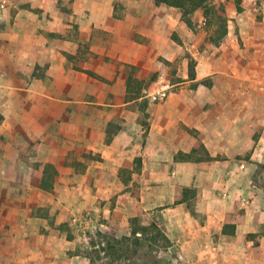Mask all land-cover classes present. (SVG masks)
<instances>
[{
	"label": "crops",
	"instance_id": "0c3cea01",
	"mask_svg": "<svg viewBox=\"0 0 264 264\" xmlns=\"http://www.w3.org/2000/svg\"><path fill=\"white\" fill-rule=\"evenodd\" d=\"M24 1L0 18V264H90L71 223L86 213L118 235L155 223L180 264H264V22L242 12V40L200 50L179 8L153 0L124 18L114 0ZM188 53L205 64L195 79L126 99L132 65L187 67ZM200 144L208 157L176 158Z\"/></svg>",
	"mask_w": 264,
	"mask_h": 264
},
{
	"label": "rangeland",
	"instance_id": "374dc122",
	"mask_svg": "<svg viewBox=\"0 0 264 264\" xmlns=\"http://www.w3.org/2000/svg\"><path fill=\"white\" fill-rule=\"evenodd\" d=\"M132 0H114V5H115V16L118 18H124L126 15V11H128L130 9V7H132V2H130ZM211 3V6H214L216 8H210V15L209 17H205V15L203 14L202 10H196L194 11L191 15L190 18L192 19L194 26L193 28H190L192 31H194L197 36L194 38L195 41H198L201 39V42H198V48L200 50H203L206 48L207 44H211L205 41L206 37L210 36V35H215L216 32H218V29L221 27V22L220 19L218 18L217 15H222V9L220 8L221 6L224 7L225 9V15L227 16V28H228V33H229V29H231V34L225 36V38L221 41V43L216 44V45H222L224 44V42H226L229 38H238L240 40V32H239V25L237 24V20H239V14L243 12V18L244 21L246 23H255V22H264V0H251V3L249 5L248 2V11L247 13H244V8H243V4L246 3V0H209ZM25 1L24 0H9V7L8 9L11 10L10 12L8 11V9L6 10V12L8 13V18L7 21L10 20L12 21V17L14 15V11L18 10L19 7H23L25 6ZM213 4V5H212ZM241 5L243 10L239 11L238 10V6ZM180 13H182V20H184L183 18V11L181 9H179ZM87 14H80V20L85 19L87 16ZM5 15L3 13V17L4 18ZM76 20V19H75ZM2 21V20H0ZM184 22H186L184 20ZM236 23V25H235ZM0 25H2L0 23ZM235 25V26H234ZM78 29V28H77ZM220 30V29H219ZM75 30L74 28H71V33H73ZM174 39L179 38L178 35L176 33L173 34ZM261 38L262 35L257 36V38ZM111 39V36L109 33H106L104 31L101 32V40L103 41H107L109 43V40ZM203 39V40H202ZM84 46H82L84 50V53H82L81 57H80V62L84 61L85 59H88V53L89 50L88 49V45L87 44H83ZM232 49V48H231ZM186 57L188 58V62H187V67H186V62L184 59V57L182 56L181 59L179 58L176 62L174 63H168L166 62V60L162 59L163 65L161 68L157 69L154 68L153 70H150L148 74L146 73H140V70L134 71V73H138V75L140 76L141 74L144 75V77L142 78L144 80L143 83V88L142 91L140 93L141 96L144 95H150L149 98H152L153 101L155 102H160L162 100H164L167 97V88L166 90H162L163 92H157V93H153L154 89L158 86V85H162V84H168L169 81L170 82H175L176 79L180 80L181 78L176 77V72H183L186 71L189 73V64L193 63L195 66V70L196 69H200V71L204 72L205 71V64L203 62V60H195V58H193L189 53L186 54ZM233 59H236V55H233ZM221 68V66H220ZM146 74V75H145ZM197 72H196V77H197ZM191 79L190 76H188L186 78V80ZM213 77H206L203 79L198 80V82H193V83H189L188 86L189 87H207L205 85H209L210 83H212ZM152 93V94H150ZM140 104V107L143 108L144 107V102H138ZM199 152L198 154H195L194 157H204V151L199 148ZM253 148H250L249 151L246 154V158H249L251 152ZM248 155V156H247ZM255 161L256 164V178H255V182L261 187V189L264 191V157L257 155L255 156V159L253 160ZM77 229V228H76ZM78 230V229H77ZM77 232V231H76ZM78 233H80V231L78 230ZM107 233V234H105ZM120 235H123V233H119ZM80 235V234H79ZM110 236H111V231H106V232H99V233H95V234H91V238L89 239L88 242V246H90L89 244H99V246H102L104 244L107 243L108 240H110ZM84 242H86L84 240ZM87 243V242H86ZM93 244V245H94ZM98 248H95L94 246L89 247V251H90V256L92 258H94L96 260V264H101L102 262H104L105 259H101L99 258L96 254H95V250ZM102 256V255H100ZM179 258V257H178ZM179 264H180V259H178Z\"/></svg>",
	"mask_w": 264,
	"mask_h": 264
},
{
	"label": "trees",
	"instance_id": "16d2710c",
	"mask_svg": "<svg viewBox=\"0 0 264 264\" xmlns=\"http://www.w3.org/2000/svg\"><path fill=\"white\" fill-rule=\"evenodd\" d=\"M156 5H168L179 8L183 11V18L190 28H193L194 23L190 15L196 10H202L205 17H209L211 6L209 0H153ZM213 5V4H212ZM222 15H217L221 22V27L215 35L206 37L205 41L211 44H219L228 33L227 16L223 6ZM238 10L242 11L241 5ZM175 40L181 44L179 38ZM169 63V61H166ZM127 80V95L128 101H133L141 97L140 93L143 88L144 80L134 71L140 70L139 67L131 66ZM96 76L94 73H90ZM189 76L191 79L196 78V70L194 64H189ZM111 132L109 131V135ZM108 141L111 136H108ZM199 148L204 151V155L208 157V153L203 144L198 145L190 154H180L176 158H195L194 154H198ZM202 159L203 157H196ZM190 209L192 205L189 204ZM131 233L129 235H118L112 230L110 240L106 244L99 246L94 252L101 258L105 259L101 264H179L178 257L171 252V241L165 235L163 230L155 223L150 225L142 224L137 217L132 218ZM102 255V256H100ZM90 264H96V260L91 258Z\"/></svg>",
	"mask_w": 264,
	"mask_h": 264
},
{
	"label": "built area",
	"instance_id": "2783aa9c",
	"mask_svg": "<svg viewBox=\"0 0 264 264\" xmlns=\"http://www.w3.org/2000/svg\"><path fill=\"white\" fill-rule=\"evenodd\" d=\"M9 7V0H0V18ZM72 225L77 228L83 235L84 240L88 243L91 234L102 232L104 224L96 220L93 215L86 213L82 216L75 215L71 219ZM94 244V243H93ZM89 244L90 247L98 248L99 244Z\"/></svg>",
	"mask_w": 264,
	"mask_h": 264
}]
</instances>
